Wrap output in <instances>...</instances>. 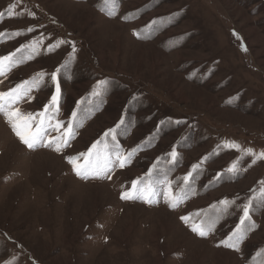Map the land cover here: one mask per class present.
Segmentation results:
<instances>
[{
	"label": "rangeland",
	"instance_id": "1",
	"mask_svg": "<svg viewBox=\"0 0 264 264\" xmlns=\"http://www.w3.org/2000/svg\"><path fill=\"white\" fill-rule=\"evenodd\" d=\"M0 33V56L43 36L33 59L0 76V92L66 65L57 118L66 126L77 113L60 153L27 148L0 114V264H264V160L226 147L264 151V0H0ZM59 41L71 43L49 51ZM54 91L46 75L18 106L40 111ZM122 117L131 163L111 179L77 176L67 158ZM154 164L152 203L121 199ZM169 182L186 193L176 208ZM250 201L239 250L225 247ZM193 224L211 230L201 237Z\"/></svg>",
	"mask_w": 264,
	"mask_h": 264
},
{
	"label": "snow or ice",
	"instance_id": "2",
	"mask_svg": "<svg viewBox=\"0 0 264 264\" xmlns=\"http://www.w3.org/2000/svg\"><path fill=\"white\" fill-rule=\"evenodd\" d=\"M34 15V13H30ZM34 29L29 28L28 31H33ZM20 33H16L19 35ZM4 33H0L3 36ZM43 41V36L39 41H32L30 44L22 45L21 48H17L14 52L0 56V76L7 78V72L18 63H23L25 59H33L34 55L37 54V48ZM63 43H71L66 41H59L56 44H50L48 46L49 51L54 48L59 47ZM243 47V46H242ZM25 49H29V54L26 57L17 58V53L22 52ZM244 51L247 49L244 48ZM75 44H72V52L75 53ZM72 58L70 54L69 59ZM66 67V65L62 66ZM62 68H57L51 74H46L43 71L36 73L29 80L22 81L16 84L14 87L10 88L8 91L0 92V114L6 118L7 122L11 126L13 132L18 137V139L27 146L29 149H35L37 147H51L57 153H60L63 148L69 146V141L75 135V125L74 121L76 119L77 113L74 111L71 114V119L68 121L67 125L63 121L59 120L57 117L60 113V98H61V87L58 79V74L62 71ZM54 84L55 91L51 95L50 100L43 106L42 110L37 112H24L18 106L21 102H30L33 98L31 93L33 90H39L44 83L45 76ZM2 82V81H0ZM106 81H98L96 88L93 89L92 95L99 96L101 91L97 90L104 85ZM125 121L123 117L121 120L113 127L108 129L103 133V136L98 139L95 143L91 145L86 153H80L75 157H68L69 164L72 165V169L75 174L83 179L88 178H98L107 176L113 168L118 167L120 169L125 168L129 163H131L132 158L135 156L137 149L133 148L124 152L120 149L119 143L117 142L118 129L124 125ZM163 123V122H162ZM55 132L56 135L52 136L50 133ZM226 147L235 149L237 152H243L244 155L252 158V164L256 163L257 160H264V151L256 152L252 148L241 149V146L235 142H226ZM172 162H176L177 153L173 149L168 154ZM83 159V163H81ZM159 160L157 161V164ZM239 161L233 163V165L228 169L229 172H236L237 165ZM156 164L153 165V169H150L148 173L145 174V178H137L131 184V188L121 193V199L133 200L141 199L145 203H152V195L154 192L153 185L148 181L151 180L153 175V170L156 168ZM251 166V165H249ZM199 165H194L193 170H196ZM192 173H188L184 178L183 182L185 184L189 183ZM167 203L171 208H176L181 202H183L184 195H176L172 190V185L169 182L167 185ZM261 206H264V190L261 192ZM223 206L221 212L226 211L229 207L230 202L228 200L220 201ZM215 209V205L212 206ZM252 208V202L246 203L242 208V216L240 217L239 224L236 226L235 230L228 237V240L222 241L225 247L233 248L234 250H239L237 244L241 241L242 231H246L242 226L246 222L250 221V210ZM186 223L190 217H181ZM215 220L211 221V225L215 224ZM211 225L206 228L203 224L192 226V231L198 233L201 237L207 236L208 232L211 230ZM251 227H255L251 225Z\"/></svg>",
	"mask_w": 264,
	"mask_h": 264
},
{
	"label": "bare ground",
	"instance_id": "3",
	"mask_svg": "<svg viewBox=\"0 0 264 264\" xmlns=\"http://www.w3.org/2000/svg\"><path fill=\"white\" fill-rule=\"evenodd\" d=\"M54 221V220H53Z\"/></svg>",
	"mask_w": 264,
	"mask_h": 264
}]
</instances>
